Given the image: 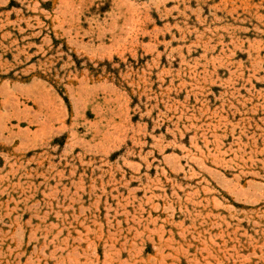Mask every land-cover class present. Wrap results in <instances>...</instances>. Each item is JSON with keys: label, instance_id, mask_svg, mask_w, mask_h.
Masks as SVG:
<instances>
[{"label": "rangeland", "instance_id": "1", "mask_svg": "<svg viewBox=\"0 0 264 264\" xmlns=\"http://www.w3.org/2000/svg\"><path fill=\"white\" fill-rule=\"evenodd\" d=\"M0 264H264V0H0Z\"/></svg>", "mask_w": 264, "mask_h": 264}]
</instances>
